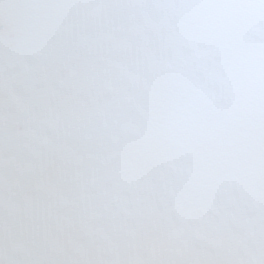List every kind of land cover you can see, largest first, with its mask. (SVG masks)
Listing matches in <instances>:
<instances>
[{
    "label": "clouds",
    "instance_id": "9594fccd",
    "mask_svg": "<svg viewBox=\"0 0 264 264\" xmlns=\"http://www.w3.org/2000/svg\"><path fill=\"white\" fill-rule=\"evenodd\" d=\"M0 264H264V0H0Z\"/></svg>",
    "mask_w": 264,
    "mask_h": 264
}]
</instances>
